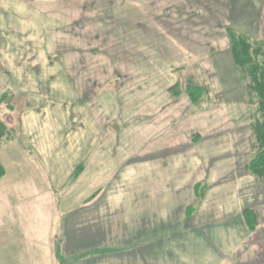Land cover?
Segmentation results:
<instances>
[{
  "label": "rangeland",
  "instance_id": "374dc122",
  "mask_svg": "<svg viewBox=\"0 0 264 264\" xmlns=\"http://www.w3.org/2000/svg\"><path fill=\"white\" fill-rule=\"evenodd\" d=\"M47 1L0 2V119L9 133L0 148L9 169L0 178V264H53L47 243L63 190L106 188L121 165L112 162L115 141L138 150L172 131L195 143L225 130L254 139L258 105L230 33L264 40V0ZM76 139L75 159L61 176L54 167L49 195L42 166L24 157L45 141L46 157L66 155L62 144ZM99 140L115 144L97 155ZM261 211L259 223L264 202Z\"/></svg>",
  "mask_w": 264,
  "mask_h": 264
},
{
  "label": "crops",
  "instance_id": "0c3cea01",
  "mask_svg": "<svg viewBox=\"0 0 264 264\" xmlns=\"http://www.w3.org/2000/svg\"><path fill=\"white\" fill-rule=\"evenodd\" d=\"M0 2L6 6L5 0ZM12 3L9 20L20 11V3ZM39 129L47 133L48 128ZM171 133L138 150L133 143L115 141L117 158L112 162L121 165L106 188L63 190L56 230L47 243L53 264H264V222L251 230L244 218L247 209L261 214L264 202V184L246 168L250 137L233 140L239 135L225 130L194 143ZM104 141H98L97 155L103 143L115 144ZM81 142H60L66 155L55 158L44 155L45 141L36 157H24L42 166L49 195L55 191L50 185L54 167L67 172L75 159L69 144L79 149ZM96 157L93 164H100ZM1 163L7 179L9 169Z\"/></svg>",
  "mask_w": 264,
  "mask_h": 264
},
{
  "label": "trees",
  "instance_id": "16d2710c",
  "mask_svg": "<svg viewBox=\"0 0 264 264\" xmlns=\"http://www.w3.org/2000/svg\"><path fill=\"white\" fill-rule=\"evenodd\" d=\"M230 35L235 63L243 71V77L249 78L248 95L253 98L252 102L258 105V116L251 124L254 139L250 145V158L246 168L264 183V40L252 42L248 36L239 37L232 33ZM8 135V125L0 119V148ZM5 173V168L0 162V178ZM244 215L249 228L255 230L259 220L254 210L247 209Z\"/></svg>",
  "mask_w": 264,
  "mask_h": 264
}]
</instances>
